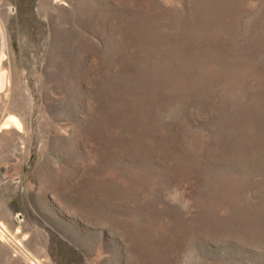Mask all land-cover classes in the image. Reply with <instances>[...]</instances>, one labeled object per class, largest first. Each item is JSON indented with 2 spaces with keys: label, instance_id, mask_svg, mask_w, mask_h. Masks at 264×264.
<instances>
[{
  "label": "rangeland",
  "instance_id": "obj_1",
  "mask_svg": "<svg viewBox=\"0 0 264 264\" xmlns=\"http://www.w3.org/2000/svg\"><path fill=\"white\" fill-rule=\"evenodd\" d=\"M0 19V264H264V0Z\"/></svg>",
  "mask_w": 264,
  "mask_h": 264
},
{
  "label": "bare ground",
  "instance_id": "obj_2",
  "mask_svg": "<svg viewBox=\"0 0 264 264\" xmlns=\"http://www.w3.org/2000/svg\"><path fill=\"white\" fill-rule=\"evenodd\" d=\"M6 47H7V35H6L5 25L3 26L2 21L0 19V69H1L0 89L5 88L7 83L9 82V78L3 70V59L6 57ZM0 231H1L2 237L7 238V239L8 238L13 239L22 245L21 241L16 239V237L7 228L6 223L3 222L1 219H0ZM31 258H32L33 264H41V262L37 260V258L33 256Z\"/></svg>",
  "mask_w": 264,
  "mask_h": 264
}]
</instances>
